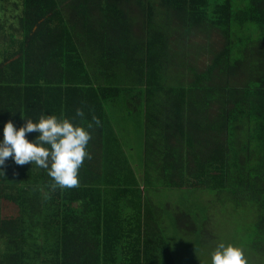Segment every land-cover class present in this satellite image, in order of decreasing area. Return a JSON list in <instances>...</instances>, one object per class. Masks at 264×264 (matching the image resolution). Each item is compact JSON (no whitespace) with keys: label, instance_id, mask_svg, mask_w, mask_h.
I'll return each mask as SVG.
<instances>
[{"label":"trees","instance_id":"16d2710c","mask_svg":"<svg viewBox=\"0 0 264 264\" xmlns=\"http://www.w3.org/2000/svg\"><path fill=\"white\" fill-rule=\"evenodd\" d=\"M41 115L91 158L71 189L6 161L0 264H178L221 219L264 264V0H0V139Z\"/></svg>","mask_w":264,"mask_h":264},{"label":"clouds","instance_id":"9594fccd","mask_svg":"<svg viewBox=\"0 0 264 264\" xmlns=\"http://www.w3.org/2000/svg\"><path fill=\"white\" fill-rule=\"evenodd\" d=\"M84 115L82 109L76 110V117ZM93 120L96 126L100 125L99 118L93 117ZM92 127V123L84 126L56 115H41L37 122L25 119L19 128L9 120L0 139V173L11 158L16 165L35 164L47 170L54 181L53 188L78 187L79 169L86 158H91L87 146L92 139ZM31 133L36 136L29 140L27 137ZM211 264H247V261L239 247L221 243L211 254Z\"/></svg>","mask_w":264,"mask_h":264},{"label":"rangeland","instance_id":"374dc122","mask_svg":"<svg viewBox=\"0 0 264 264\" xmlns=\"http://www.w3.org/2000/svg\"><path fill=\"white\" fill-rule=\"evenodd\" d=\"M215 40L216 38L213 37L212 42ZM206 55L207 54H202L201 57H205L206 60L208 59ZM138 124L139 123L135 121V119H129L125 122L126 137L135 149L140 147V129ZM213 209L214 208H211L212 212ZM215 221L216 217L214 219V222ZM246 230L247 228L245 224H240L234 219H229V221L221 219L218 224L215 222L212 227V235L214 236V239L204 236L200 242H197L196 238L201 237V235L186 236L185 238L180 239L179 242L173 244L178 264H211V254L221 243L239 247L243 251L247 264H261L259 258H257L246 246L248 244V231ZM219 235L221 236L219 237Z\"/></svg>","mask_w":264,"mask_h":264}]
</instances>
